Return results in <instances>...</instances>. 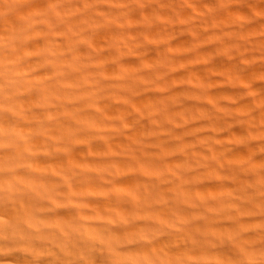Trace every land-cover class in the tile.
I'll use <instances>...</instances> for the list:
<instances>
[{
	"label": "clouds",
	"instance_id": "obj_1",
	"mask_svg": "<svg viewBox=\"0 0 264 264\" xmlns=\"http://www.w3.org/2000/svg\"><path fill=\"white\" fill-rule=\"evenodd\" d=\"M0 264H264V0H0Z\"/></svg>",
	"mask_w": 264,
	"mask_h": 264
}]
</instances>
